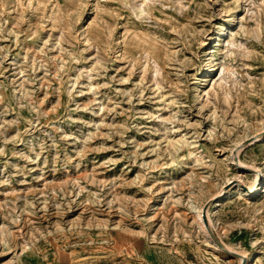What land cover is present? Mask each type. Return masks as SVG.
<instances>
[{
  "label": "rangeland",
  "instance_id": "374dc122",
  "mask_svg": "<svg viewBox=\"0 0 264 264\" xmlns=\"http://www.w3.org/2000/svg\"><path fill=\"white\" fill-rule=\"evenodd\" d=\"M225 245L264 264V0H0V264Z\"/></svg>",
  "mask_w": 264,
  "mask_h": 264
},
{
  "label": "bare ground",
  "instance_id": "6f19581e",
  "mask_svg": "<svg viewBox=\"0 0 264 264\" xmlns=\"http://www.w3.org/2000/svg\"><path fill=\"white\" fill-rule=\"evenodd\" d=\"M144 2H145V1H144ZM222 70H224V69L222 68ZM221 72H222V71H221ZM239 164H240V163H239ZM242 164H243V163H241V165H242ZM262 179H263V177H261V174H260L259 172L255 171V172H254V179H253L252 183H251L250 186H249V190H250V192H253V191H255V190L258 189V185L261 184ZM192 208H193V210L195 211V212H194V219H195V221H196L198 227H199L200 230L205 234V236L208 237V235H207V228H208V227L211 228V227H212V223H213V222H212V219H211V217H210V215H209V213H208V211H207V220H206V218L203 220L202 212L198 210L199 207H197V205L194 204V205L192 206ZM207 222H208V227H207V224H206V226H205V223H207ZM225 248H226L227 250L231 251V252H236V253L239 254L238 257H236V258L233 257V258L236 259V261H237L238 264H242L243 261H244L245 263H248V260H249V259H248V257H247L243 252H240L239 250H236V249H234V248H232V247H229V246H227V245H225ZM220 252H222V254H225L226 256H229V255H227V254L225 253L224 250H220ZM229 257H231V256H229Z\"/></svg>",
  "mask_w": 264,
  "mask_h": 264
},
{
  "label": "water",
  "instance_id": "95a60500",
  "mask_svg": "<svg viewBox=\"0 0 264 264\" xmlns=\"http://www.w3.org/2000/svg\"><path fill=\"white\" fill-rule=\"evenodd\" d=\"M205 219V218H204ZM224 251H225V253L227 254V255H229V256H231V257H238L239 256V254L238 253H236V252H231V251H229V250H227V249H223ZM242 264H246L244 261L242 262Z\"/></svg>",
  "mask_w": 264,
  "mask_h": 264
}]
</instances>
